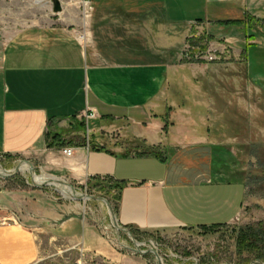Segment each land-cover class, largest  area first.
Returning a JSON list of instances; mask_svg holds the SVG:
<instances>
[{
	"label": "crops",
	"instance_id": "1",
	"mask_svg": "<svg viewBox=\"0 0 264 264\" xmlns=\"http://www.w3.org/2000/svg\"><path fill=\"white\" fill-rule=\"evenodd\" d=\"M78 1L54 0L55 18L21 29L0 51V153L37 155L82 188L111 180L118 186L114 210L124 228L151 233L233 223L246 184L222 179L212 146L191 143L168 154L140 150L152 128L166 127L162 101L175 68L166 59H173L177 38L182 45L189 25L206 24L221 35L236 26L227 22L264 18V0ZM157 32L164 33L159 41ZM141 33H154L153 42ZM80 117L96 124L95 140L96 130L126 129L132 139L125 142L138 153L72 141L81 136L72 126ZM135 128H144V135ZM52 132L62 133L67 144L48 146ZM2 194L0 210L9 222L0 225V264H38L69 252L75 264H142L114 247L82 200L26 199L18 205Z\"/></svg>",
	"mask_w": 264,
	"mask_h": 264
},
{
	"label": "rangeland",
	"instance_id": "2",
	"mask_svg": "<svg viewBox=\"0 0 264 264\" xmlns=\"http://www.w3.org/2000/svg\"><path fill=\"white\" fill-rule=\"evenodd\" d=\"M65 1L74 5L78 0ZM53 6L54 0H0V51L21 29L40 22L43 17L55 18ZM79 6L84 13V1ZM248 23L229 27L230 31L221 35L206 24L189 25L182 45L180 37L177 38L173 59H166L173 62L175 68L168 95L162 101L166 106L164 114H169L167 123L172 126L152 128L150 138L142 137L147 145L140 150L141 153L168 154L191 143L212 146L214 165L222 179H240L246 184L242 212L233 223L151 233L129 228L117 230L107 203L92 197L104 198L114 208L115 183L94 181L82 188L37 155L0 153V195L3 193L18 205L26 199L62 204L79 200L64 185L44 184L53 177L64 179L75 187L78 195L90 196L82 200V208L101 224L114 247L137 257L142 264H161L158 255L162 264H264V251L242 247L239 241V232L247 226L264 224V18H254ZM155 34L159 41L164 33ZM176 35L180 36L179 32H174ZM141 36L153 42L154 33H141ZM141 43L148 46L143 40ZM177 51L182 53V59H177ZM74 120L73 129L80 131L81 136H74L72 141L91 140L108 148L131 147L126 151L138 153L132 150L129 140L125 142L132 137V134L126 136V129L96 130L99 140H95L92 129L96 124L92 120L88 122L85 117ZM133 130L144 135V128ZM30 164L34 167L33 175ZM63 257L38 264L76 262L73 252Z\"/></svg>",
	"mask_w": 264,
	"mask_h": 264
},
{
	"label": "trees",
	"instance_id": "3",
	"mask_svg": "<svg viewBox=\"0 0 264 264\" xmlns=\"http://www.w3.org/2000/svg\"><path fill=\"white\" fill-rule=\"evenodd\" d=\"M234 25H242L246 23V20H235L231 22ZM164 120L166 122V127H167V119L166 116H164ZM49 141H48V146L50 147H63L67 144V142L62 138V133H51L48 135ZM129 151L126 152L128 154ZM95 181H101V180H95ZM111 181V180H108ZM94 182V181H93ZM92 183V182H91ZM114 183V182H113ZM115 187L118 189L117 184H115ZM118 199V194L114 197V202ZM114 208H116L115 203H114ZM224 225H214V226H204L201 228H210V227H218V226H225ZM239 241L240 245L242 247H253L254 249L261 250L262 252L264 251V224H260L258 226H253L249 225L245 229L239 232ZM264 254V252H263Z\"/></svg>",
	"mask_w": 264,
	"mask_h": 264
},
{
	"label": "water",
	"instance_id": "4",
	"mask_svg": "<svg viewBox=\"0 0 264 264\" xmlns=\"http://www.w3.org/2000/svg\"><path fill=\"white\" fill-rule=\"evenodd\" d=\"M55 10H56V11H60V10H61V5H60V2H59V1H55ZM30 166H31V173H32V175H33V172H32V171L34 170V167H33L32 164H30ZM16 170L19 171V170H20L19 167H18ZM53 182H55L56 184L64 185V186H66V187H70V188L73 190V192H72L73 195H74L75 197H77L79 200H85V199H87V198L90 197V196H88L87 194L78 195V193H77L75 187L72 186L71 183L65 181L64 179H60V178H52V179L47 180L44 184H45V185H48V184H52ZM92 197H93V198H96V199H102V200H104V201L107 203V205H108V207H109V211H110L111 217H112V220H113V224H114V226L116 227L117 230L125 231L126 229H125L124 227H122V226L120 225V223L118 222V219H117V216H116V212H115L113 206H112V205H111L106 199H104V198L95 197V196H92ZM158 258H159V260H160V263L162 264V261H161L159 255H158Z\"/></svg>",
	"mask_w": 264,
	"mask_h": 264
},
{
	"label": "built area",
	"instance_id": "5",
	"mask_svg": "<svg viewBox=\"0 0 264 264\" xmlns=\"http://www.w3.org/2000/svg\"><path fill=\"white\" fill-rule=\"evenodd\" d=\"M210 58L213 59V56H211ZM64 153L69 156V155L72 154V150L67 148V149L64 150ZM7 222H9V221L6 220V219H0V225H4ZM137 246H138L137 250H140V248H139L140 244L139 243H137ZM79 264H110V263L108 261H106V260H103L100 263H94V261L93 262H86L83 259H80Z\"/></svg>",
	"mask_w": 264,
	"mask_h": 264
},
{
	"label": "bare ground",
	"instance_id": "6",
	"mask_svg": "<svg viewBox=\"0 0 264 264\" xmlns=\"http://www.w3.org/2000/svg\"><path fill=\"white\" fill-rule=\"evenodd\" d=\"M39 1H42V0H39ZM84 38V35H82V39ZM23 166V165H22ZM29 166V165H28ZM24 168V167H23ZM22 169V168H21ZM28 170V169H27ZM54 178V177H53ZM52 179V178H51ZM55 183V182H54ZM58 185V184H57ZM66 187V186H65ZM66 190L69 192V193H71L72 195H73V190L70 188V187H66ZM65 192V191H64ZM74 196V195H73ZM87 199H89V198H87ZM87 199H85V200H87Z\"/></svg>",
	"mask_w": 264,
	"mask_h": 264
}]
</instances>
